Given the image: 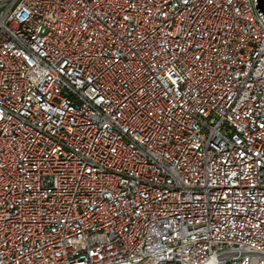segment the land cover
Returning <instances> with one entry per match:
<instances>
[{
    "label": "built area",
    "instance_id": "2783aa9c",
    "mask_svg": "<svg viewBox=\"0 0 264 264\" xmlns=\"http://www.w3.org/2000/svg\"><path fill=\"white\" fill-rule=\"evenodd\" d=\"M256 0H0V264H264Z\"/></svg>",
    "mask_w": 264,
    "mask_h": 264
},
{
    "label": "water",
    "instance_id": "95a60500",
    "mask_svg": "<svg viewBox=\"0 0 264 264\" xmlns=\"http://www.w3.org/2000/svg\"><path fill=\"white\" fill-rule=\"evenodd\" d=\"M256 9L259 13V15L262 17L264 20V0H256Z\"/></svg>",
    "mask_w": 264,
    "mask_h": 264
}]
</instances>
